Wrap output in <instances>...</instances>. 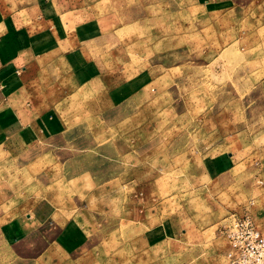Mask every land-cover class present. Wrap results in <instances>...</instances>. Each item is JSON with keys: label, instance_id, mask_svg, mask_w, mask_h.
<instances>
[{"label": "rangeland", "instance_id": "obj_1", "mask_svg": "<svg viewBox=\"0 0 264 264\" xmlns=\"http://www.w3.org/2000/svg\"><path fill=\"white\" fill-rule=\"evenodd\" d=\"M87 2L102 85L57 84L66 131L0 164V264H227L232 215L264 232V0ZM42 199L53 218L7 240Z\"/></svg>", "mask_w": 264, "mask_h": 264}, {"label": "crops", "instance_id": "obj_2", "mask_svg": "<svg viewBox=\"0 0 264 264\" xmlns=\"http://www.w3.org/2000/svg\"><path fill=\"white\" fill-rule=\"evenodd\" d=\"M111 30V21L95 14L87 0H0V164L66 131L68 116L56 113L49 99L57 84H101L96 54L111 53V44L104 45ZM111 87L106 99L112 107L129 99L130 91L123 95L119 85ZM36 202L7 224V240L33 236L53 218L51 201ZM154 236L145 247L155 246Z\"/></svg>", "mask_w": 264, "mask_h": 264}, {"label": "built area", "instance_id": "obj_3", "mask_svg": "<svg viewBox=\"0 0 264 264\" xmlns=\"http://www.w3.org/2000/svg\"><path fill=\"white\" fill-rule=\"evenodd\" d=\"M224 235L227 264H264V232L247 212L232 215Z\"/></svg>", "mask_w": 264, "mask_h": 264}]
</instances>
